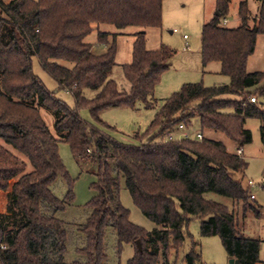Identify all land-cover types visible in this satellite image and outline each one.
Instances as JSON below:
<instances>
[{"label": "trees", "instance_id": "1", "mask_svg": "<svg viewBox=\"0 0 264 264\" xmlns=\"http://www.w3.org/2000/svg\"><path fill=\"white\" fill-rule=\"evenodd\" d=\"M164 1L0 0V192L12 187L21 217L20 225L6 232L0 213V264H109L107 229L116 234L118 253L134 247L128 264H159L160 248L167 261L169 252L178 254L191 238L187 227L194 219L201 223L202 237L220 238L229 259L260 263L262 242L245 238L227 207L204 198L211 192L246 204L251 194L233 177L245 171V160L205 136L202 141L163 139L179 125L187 128L197 115L203 132L223 134L238 149L252 140L246 120L257 119L264 142V108L250 101L264 97V72L247 71L258 37L264 35L262 9L251 25L248 2H241L240 26L229 28L223 20L231 0H216L215 15L203 26V67L219 63L221 74L229 78L227 85H183L164 102L146 133L134 136L135 144H122L104 131L114 129L100 119L104 109H135L138 103L155 107V89L175 52L166 46L147 50L145 30L162 27ZM257 2L264 5V0ZM95 25L140 29L134 34L132 63L123 66L129 92L120 91L111 79L119 34L98 32L95 45L105 48L96 52L86 42ZM34 58L74 97L75 109L34 74ZM84 90L97 94L87 99ZM41 107L53 114L56 134L41 116ZM84 107L95 126L80 116ZM61 142L75 158L99 164L97 182L91 186L96 196L82 208L74 206L75 180L60 156ZM121 178L135 206L157 226L152 232L131 222L120 200ZM58 181L66 186L63 198L55 193ZM70 208L78 216L74 222L61 218ZM73 245L77 260L68 263ZM183 264H203L198 244L192 242Z\"/></svg>", "mask_w": 264, "mask_h": 264}, {"label": "rangeland", "instance_id": "2", "mask_svg": "<svg viewBox=\"0 0 264 264\" xmlns=\"http://www.w3.org/2000/svg\"><path fill=\"white\" fill-rule=\"evenodd\" d=\"M243 1L248 2V8L251 13V25H253V19L257 17L261 9L264 13V5L259 4L257 0H231L227 27L237 28L240 26L239 5ZM215 7L216 0L164 1L162 27L147 28L145 30L147 50L156 51L162 46H166L175 52L170 69L162 75L161 81L155 89L153 96L156 101L155 107L146 109L143 104L138 103L135 109L127 107L104 109L100 119L108 126L114 128L112 130L104 129L107 135L122 144H135L134 136L146 133L151 121L160 111L164 102L173 94L179 92L183 85L202 83L205 87H214L229 83V78L221 74L219 63H210L205 68L202 64V30L203 26L213 18ZM100 31L119 34L117 38L116 65L111 79L117 84L120 91L129 92L130 84L125 79L123 66L132 63L134 34L140 29L129 27L124 30H117L112 25H95V30L86 38V42L95 45L98 32ZM104 48V46L97 47L95 45L96 52H103ZM61 64L72 66L67 62H62ZM247 71L249 73L264 72V35L258 37L256 50L248 61ZM33 72L58 99L64 101L71 109H75L74 97L59 88L57 82L42 69L36 58L33 59ZM96 94L95 91L84 90V96L87 99H93ZM257 98L258 103L264 108V97L258 95ZM226 99L238 100L235 96H227ZM40 112L50 131L56 134L53 114L43 107L40 108ZM79 114L89 125H96L89 108H81ZM261 125V122L257 119L246 120L245 129L251 132L252 140L243 147V155L241 157L247 163V168L245 171L233 175L235 180L239 181L244 188L248 189L251 195L255 196V199H249L246 204H237L230 198L216 193L209 192L204 195L205 200L224 205L229 212L236 216L238 228L245 238L262 242L260 263L258 264L264 263V142L260 131ZM186 131L194 138L198 133H201L208 139L223 143L229 153L236 154L237 152V144L233 143L225 135L211 131L203 132L197 115L193 116L191 124L186 128ZM0 144L4 145V142L0 140ZM59 153L71 178L75 180L74 193L76 200L74 206L82 208L96 196V192L91 189V186L97 182L99 164L91 159L75 158L69 146L64 142L59 144ZM22 158L27 161L26 158ZM250 181L253 182V186L249 185ZM55 193L60 198L65 196L66 186L64 183L58 181ZM119 194L122 205L130 212L132 223L148 232H152L157 228L133 203L126 189L124 178L120 180ZM0 213L4 216L3 225L6 232H11L20 225L21 217L15 208L12 187L7 191L0 192ZM61 218L74 222L75 219H78V216H75V210L70 208L61 214ZM200 224L197 219L189 223L187 232L191 238H186L178 254L176 251L169 252L167 261L162 255L160 248L159 264H183L184 257L190 251L192 242L198 244V251L202 256L203 264H230V259L220 238L202 237ZM105 245L109 264H128L134 255L135 250L131 246H126L121 253H118L117 237L111 229L106 231ZM75 260H77V255L73 245L69 247L66 262L70 263Z\"/></svg>", "mask_w": 264, "mask_h": 264}, {"label": "built area", "instance_id": "3", "mask_svg": "<svg viewBox=\"0 0 264 264\" xmlns=\"http://www.w3.org/2000/svg\"><path fill=\"white\" fill-rule=\"evenodd\" d=\"M227 23H228V20L227 19L223 20V25H226ZM250 101H251V103H254V104H256V103L259 102L257 97H252L250 99ZM203 138H204V135L201 134V133H198L196 135V137L194 138L190 133H188L186 131V127L185 126L179 125L177 129H175L174 131L168 133L164 137L163 140L165 142L166 141H172V140H188V139H193V140H196V141H202ZM236 153H237L238 156L241 157L243 155V149L242 148L237 149V152ZM249 185L250 186H253V182L250 181L249 182ZM251 199L252 200L255 199V196L254 195H251ZM2 248H4V247L2 246Z\"/></svg>", "mask_w": 264, "mask_h": 264}, {"label": "water", "instance_id": "4", "mask_svg": "<svg viewBox=\"0 0 264 264\" xmlns=\"http://www.w3.org/2000/svg\"><path fill=\"white\" fill-rule=\"evenodd\" d=\"M137 246H138V249L141 251L142 250V247H141V243L138 241L137 242ZM230 264H240L239 260H236V259H230Z\"/></svg>", "mask_w": 264, "mask_h": 264}, {"label": "crops", "instance_id": "5", "mask_svg": "<svg viewBox=\"0 0 264 264\" xmlns=\"http://www.w3.org/2000/svg\"><path fill=\"white\" fill-rule=\"evenodd\" d=\"M214 15H215V13H214ZM185 38H187V37L185 36ZM220 68H221V65H220Z\"/></svg>", "mask_w": 264, "mask_h": 264}]
</instances>
